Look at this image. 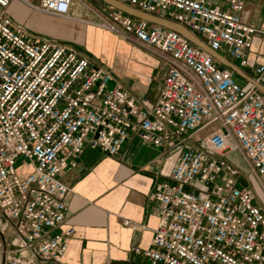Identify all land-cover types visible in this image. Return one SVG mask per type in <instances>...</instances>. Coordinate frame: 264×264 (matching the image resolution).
Returning <instances> with one entry per match:
<instances>
[{
    "label": "built area",
    "instance_id": "1",
    "mask_svg": "<svg viewBox=\"0 0 264 264\" xmlns=\"http://www.w3.org/2000/svg\"><path fill=\"white\" fill-rule=\"evenodd\" d=\"M13 1L0 0V215L12 240L4 264H62L75 233L64 228L71 188L61 176L70 158L86 147L113 157L134 138L175 157L154 191L152 246L133 248L137 256L146 264H264V202L230 159L239 157L264 196V65L253 82H237L183 35L111 8L106 29L164 67L154 102L138 101L75 44L16 23ZM76 1L30 8L72 19ZM117 1L249 66L259 30L243 20L246 0Z\"/></svg>",
    "mask_w": 264,
    "mask_h": 264
},
{
    "label": "crops",
    "instance_id": "2",
    "mask_svg": "<svg viewBox=\"0 0 264 264\" xmlns=\"http://www.w3.org/2000/svg\"><path fill=\"white\" fill-rule=\"evenodd\" d=\"M207 2L220 7L225 4L224 0ZM246 2L243 20L255 26L259 33L253 39L252 48L246 52L249 66L233 65L243 74L238 76L242 81L253 82L257 76L256 68L264 65V0ZM40 3L41 0H14L8 11L16 23L36 35L62 42L75 39L78 44L87 41L89 48H101V53H96L95 57L84 52L95 65L111 70L112 85L126 89L138 101L154 102L164 78L162 65L124 40L119 42L100 33L97 24H89L88 28V24L75 22L65 28L58 25L53 30L52 22L56 21L53 15L30 8V5ZM85 14L86 11L78 12L73 6L72 15L77 18L74 20H83ZM123 150L110 157L100 149L86 147L78 158H70L69 162L75 163L61 176L71 188L64 228H73L75 233L62 264H146L132 249L145 250L152 246L158 226L153 214L154 191L159 183L168 179L175 157L137 138ZM230 159L236 160L239 166L243 163L235 154L230 155ZM29 171L27 168L22 173Z\"/></svg>",
    "mask_w": 264,
    "mask_h": 264
},
{
    "label": "rangeland",
    "instance_id": "3",
    "mask_svg": "<svg viewBox=\"0 0 264 264\" xmlns=\"http://www.w3.org/2000/svg\"><path fill=\"white\" fill-rule=\"evenodd\" d=\"M74 8L78 12L82 11V10L87 12V14H85V17H82V18L85 22L88 23V28L90 27L89 23L95 24V25L98 24L97 25L99 27L98 31L100 33L103 32L107 36H111V38H114L116 40L118 39L119 42L122 41V39L120 37L112 34L111 32H109L106 29V23L104 22V20H106L105 19L106 15L108 14L111 7H109V6L107 7L100 0H85L83 3L79 0V1L75 2ZM52 18L56 21L61 22V23H64L66 20H68V19L60 17V16H53ZM72 18L74 20L76 17H74L72 15ZM59 41H62V40H59ZM63 42H65V41H63ZM69 42L75 44L80 50L82 49L85 52H89L94 57L96 56L95 55L96 53L97 54L101 53V48H95V49L89 48V46L87 45V41H84V43L78 44L77 43L78 41H76L75 39H72ZM104 50L107 52L110 51L109 49H104ZM159 72H161V71H159ZM234 161H235V163H238L236 160H234ZM240 167H241L243 173L248 177V180H246L247 182H244L243 184L249 186V188L252 189V191L256 194V196L259 197V199L262 202H264L263 193H262L261 189L258 188V184H257L256 180L254 179V177L251 174H249L246 165L244 163H242V165ZM4 225H5V220L0 215V264L5 263L6 258L9 256L8 253H10L12 250L11 236H10V233L8 231H4V228H5Z\"/></svg>",
    "mask_w": 264,
    "mask_h": 264
},
{
    "label": "water",
    "instance_id": "4",
    "mask_svg": "<svg viewBox=\"0 0 264 264\" xmlns=\"http://www.w3.org/2000/svg\"><path fill=\"white\" fill-rule=\"evenodd\" d=\"M102 1L107 7H111L119 12H123L135 19H141L144 21H147L149 23H153L156 24L162 28H167L169 30H172L178 34L183 35L185 38H187L194 46L196 45L197 47H200L201 49H203L204 51H206L209 55L211 54L215 60L219 61L223 66L229 68L233 74L234 77L233 79L237 82H239V75H243L241 74V71L238 70L231 62H229L228 60H226L225 58L223 59L220 55H218L217 53H215L214 51L211 50L210 47H207L196 35H193L192 33H190L188 30H186L182 25H179L177 23H175L174 21L170 20V19H163V18H159V17H155V16H150L147 15L139 10H135L123 3H120L117 0H100ZM252 82V81H251ZM258 88H260L263 92H264V88L260 85H257Z\"/></svg>",
    "mask_w": 264,
    "mask_h": 264
},
{
    "label": "bare ground",
    "instance_id": "5",
    "mask_svg": "<svg viewBox=\"0 0 264 264\" xmlns=\"http://www.w3.org/2000/svg\"><path fill=\"white\" fill-rule=\"evenodd\" d=\"M68 19V18H67ZM75 22H83V23H85V24H88L87 22H85V21H83V20H66L64 23H61V22H59V21H53L52 22V25H53V30H55V28H56V26H58V25H60L61 26V28H65V27H70V25L72 24V25H74V23ZM90 24V23H89ZM71 25V26H72ZM91 26H94L95 24H90ZM98 25V24H97ZM51 29V30H52ZM79 37V36H78ZM80 38V37H79Z\"/></svg>",
    "mask_w": 264,
    "mask_h": 264
}]
</instances>
